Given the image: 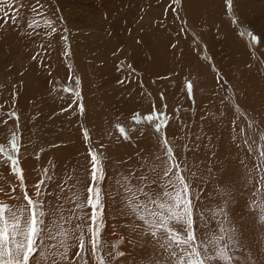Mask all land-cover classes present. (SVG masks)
Masks as SVG:
<instances>
[{
    "label": "rangeland",
    "instance_id": "rangeland-1",
    "mask_svg": "<svg viewBox=\"0 0 264 264\" xmlns=\"http://www.w3.org/2000/svg\"><path fill=\"white\" fill-rule=\"evenodd\" d=\"M202 1L212 9H207L204 18L196 17L195 13L196 24L191 23L187 14L191 12L188 4L194 0H179V3L3 0L0 3V146L10 150L15 133L29 196L37 199L35 185L48 169L52 179L44 185L49 193L45 210L53 213L62 206L65 216L75 208V203H65L70 188L82 192V199L87 200V185L91 183L89 150L103 154L104 178L97 180L95 186L100 190L102 205L99 254L107 264H133L135 249L140 251V257L149 253L155 264H165L166 254L156 247L150 235L146 234V242L142 222L131 214L122 187L125 177L130 178L128 183L139 187L138 178L147 172L145 163H154L155 157L161 155L159 141L165 133L177 160L187 165L191 192L194 198L199 197L194 201L196 208L208 219L209 229H217L210 211L224 204L219 190L227 187L232 193L227 206L231 225L239 228L238 233L243 232L238 234L242 245L249 241L244 242L241 256L247 259L250 255V264H264V225L258 223L255 212L250 210L256 184L255 180L252 184L247 182L241 164L244 160L252 167L257 161L246 146L237 147L242 145L241 127L256 141L254 149L264 144L259 140V131L253 133L247 127L251 120L258 130H264V0H232L230 8L227 0ZM244 11L247 19L242 22L240 14ZM11 16L17 17L15 22ZM233 17L236 23L232 22ZM48 20L52 21L51 27L45 24ZM203 21L207 28L199 30L197 27ZM52 27L57 31L49 36ZM249 32L257 37L255 42L247 35ZM162 38L166 45L165 54L160 56V69L156 66L152 70L154 75L149 70L148 75L142 74L146 63L133 60L132 48L142 49L145 40L153 42L154 47V41ZM176 51L183 54L178 55V60ZM77 77L79 87L75 83ZM100 79L104 83L95 90L93 86ZM186 82L192 84L190 91L185 87ZM87 90L91 92L88 94ZM76 91L80 92L79 98L74 95ZM123 91L130 94L133 102L128 104L130 98L124 96L125 110L117 105L114 109L118 111L104 110L107 120L103 125L95 115L93 100L98 93L104 92L111 98ZM81 104L83 114L79 112ZM154 109L157 120L161 113L167 120L162 132L157 133L153 125L146 123L134 125L133 114L143 116ZM10 113H15V118ZM117 125L123 126L128 139L121 135ZM233 136L237 137L235 141ZM185 145H189L188 150ZM114 146L123 157L122 166L108 153ZM209 167L212 175L208 174ZM192 172L197 173L195 178L191 177ZM62 184H65L64 192H61ZM53 185L55 191L51 190ZM22 195L10 166L0 162V202L26 203L12 199ZM67 207H70L68 212ZM84 211L91 214L90 209ZM51 216L45 218L46 224L53 220ZM196 221L197 233L203 238L206 229L200 227L198 216ZM131 226L134 233L131 238L141 237V247L137 243L124 245L122 232ZM90 239V235L86 236V241ZM87 247L91 248L90 243ZM77 250L78 247L70 249V260ZM115 251L124 255L113 260L109 253ZM88 261L95 264L90 252Z\"/></svg>",
    "mask_w": 264,
    "mask_h": 264
},
{
    "label": "snow or ice",
    "instance_id": "snow-or-ice-1",
    "mask_svg": "<svg viewBox=\"0 0 264 264\" xmlns=\"http://www.w3.org/2000/svg\"><path fill=\"white\" fill-rule=\"evenodd\" d=\"M173 2L179 3V0ZM0 3H3V0H0ZM231 4L232 0H227L229 8ZM11 19L15 22L17 17L11 16ZM232 22H237L234 17ZM45 24L51 27L52 21H45ZM56 31L57 29L52 27L48 35L52 36ZM247 35L253 42L257 40L252 33L249 32ZM33 59L35 60L36 57L34 56ZM75 83L79 87L78 77ZM185 87L190 91L192 84L186 82ZM74 95L79 98L80 92L76 91ZM161 96L163 97V94ZM79 112L81 114L84 112L82 104L79 106ZM9 115L15 118V113ZM132 120L134 125L141 123L153 125L157 133L162 132L167 125L162 113L157 120L155 109L153 113L143 116L135 113ZM154 121L156 122L153 124ZM116 127L125 139L129 138L123 126ZM247 127L253 133L259 131V140L264 141V130H258L251 120L248 121ZM135 130L136 128L133 127L132 131ZM239 135L242 145L237 144V147L246 146L248 153L257 161L252 167H248L244 160H241V164L245 167L247 182L252 184L255 180L256 184L255 191L252 192L254 199L250 201V210L255 212L258 223L264 225V144L254 149L253 145L256 141L243 127L240 128ZM84 136L86 140L89 139L86 130ZM199 139L200 137H196V140ZM236 139L237 137L233 136V140ZM159 144L162 149L161 155L155 157L156 162L145 163L143 167L147 168V172H142L138 178L139 187L128 183L129 177L124 178L122 187L126 194L127 206L131 214L142 222L143 232L154 239L162 253L167 254L165 264H168L169 260L171 264H250V255L247 259L241 256L245 249L238 236V229L231 225L228 216L227 206L231 202V190L227 187L219 190L224 198V204L210 211L211 218L216 221L217 229H209L208 219L196 208L194 201L199 197L194 198L191 192L192 185L186 176L189 171L187 165L177 160L166 133L161 136ZM10 145V150L0 146V154L3 155V161L0 162L10 166L11 173L16 176L23 193L22 197H12V199L26 203L10 205L0 202V264H33V261L35 264H89V252L95 264H107L105 258L99 254L101 247L99 237L102 232L99 221L102 216V205L100 190L95 186L97 180L104 178L103 154L93 149L89 150L91 183L87 185V200L82 199V192L72 191L70 188V195L65 203H75V208L71 210L70 215L65 216L62 206L53 213L45 210V199L49 193L44 190V185L52 179L48 175V169L44 170V176L35 185L37 199L29 196L17 155L20 146L15 133L12 134ZM184 148L188 150L189 145H185ZM208 174L212 175L211 167L208 169ZM196 176V172L191 173L192 178ZM65 184L60 186L61 192H64ZM12 190L15 191V187ZM85 209H90L91 214L88 215ZM50 214L54 217L58 214L59 218H54L46 224L45 218ZM197 216L201 221L200 227L206 229L203 238L197 233ZM74 220L77 221L75 224H73ZM88 235L91 239L86 241ZM89 243L90 249L87 247ZM72 247H78V250L75 257L70 260L69 252ZM113 247L115 249L116 246ZM109 255L115 260L124 253L115 251L114 254L109 253Z\"/></svg>",
    "mask_w": 264,
    "mask_h": 264
},
{
    "label": "bare ground",
    "instance_id": "bare-ground-1",
    "mask_svg": "<svg viewBox=\"0 0 264 264\" xmlns=\"http://www.w3.org/2000/svg\"><path fill=\"white\" fill-rule=\"evenodd\" d=\"M202 0H197V2L194 0V2L193 3H189L188 4V9L191 11V12H187V14H188V16H189V19H190V21H191V23L192 24H196V17H202V18H204L205 17V15L208 13V10L207 9H212L211 8V6L209 5L208 7H205L204 5H203V1L201 2ZM211 1H208V3H210ZM196 13V17L194 16V14ZM240 16H241V18H242V22H244V21H246V19H247V12H241V14H240ZM256 24H258V23H256ZM199 30H205L206 28H207V26H206V23H205V21H203L202 23H201V25H200V27H197ZM201 28V29H200ZM254 28V27H253ZM254 30H255V28H254ZM164 39L162 38V39H160L159 40V42H155L154 41V44L156 45H154V47H153V45H151V43H153V42H148V40L146 41H144V44H146V46L144 45V47L142 48V49H137L138 50V52H137V50H135V48L136 47H133L132 49L134 50L133 51V54H132V58H133V60H143L145 63H146V66H145V69H144V72H141L142 74H144V75H148L149 73L150 74H152V75H154L153 73H152V70L154 69V68H156V66H157V68H159L160 67V56L161 55H164L165 54V52H164V45H166L165 43H164V41H163ZM158 41V40H157ZM179 41V40H178ZM157 46H159V47H157ZM151 47V48H150ZM148 48V49H147ZM178 48H180V47H178ZM145 49H147V50H145ZM184 50H182L183 51V54L185 55V53H186V50H185V48H183ZM153 51V52H152ZM169 52V51H168ZM137 53H139V55H137ZM162 53V54H161ZM175 58L178 60V55H181L182 53L181 52H179V51H176L175 52ZM182 54V55H183ZM137 56V57H136ZM167 55H165V57H166ZM164 57V56H163ZM164 57V58H165ZM169 60H171L172 61V57L170 56V59ZM192 61V60H191ZM130 62H131V60H130ZM194 63V62H193ZM172 64H173V61H172ZM175 64H173L172 66H174ZM193 66V65H192ZM138 69V68H137ZM160 69V68H159ZM148 70H149V73H148ZM186 70H187V68H186ZM137 71V70H136ZM184 71H185V69H184ZM139 72V71H138ZM159 72H160V70H159ZM163 72V70L161 69V73ZM197 72H198V70H197ZM99 74V73H98ZM109 74V73H108ZM199 74V73H198ZM111 75V74H110ZM99 76V75H98ZM108 78V77H107ZM103 79V78H102ZM109 79V78H108ZM103 80H105V78L103 79ZM103 80H101L100 79V81H99V83H98V85L97 86H93L94 88H95V90L96 89H98V88H100L99 87V84H101V82L103 81ZM89 82V81H88ZM104 82H102V84H103ZM89 86V85H88ZM91 86V85H90ZM92 87V88H93ZM98 87V88H97ZM87 88H89V87H87ZM92 88H90V89H92ZM125 88V87H124ZM125 89H128V88H125ZM131 89V88H130ZM93 90V89H92ZM95 90H94V92H95ZM113 90V89H112ZM119 90V89H118ZM122 90V89H121ZM129 90V89H128ZM88 91V94L91 92L90 90H87ZM116 91V90H115ZM129 93V92H128ZM87 94V93H86ZM94 95H95V93H94ZM93 94L91 95V96H94ZM127 97V98H130V100H129V102H128V104H130V103H132L133 101H132V99H131V97H130V94H127V93H124V91L123 92H119L118 94H116V93H114L113 94V96L111 97V98H109L108 96H106L105 94H104V92L103 93H98V95H96V98L93 100V102H94V105H95V109L97 110V114H95L96 115V117H97V119H99V120H101L102 121V123H103V125H104V122L107 120V119H105L104 117L106 116L105 115V113L103 112L104 110H108V112L110 111L111 112V110H117V109H114V107L117 105V106H120L121 108H122V110H125L124 109V106H126L125 105V101H126V99H125V97ZM124 104V105H123ZM91 106V105H90ZM155 107V106H154ZM151 109V108H150ZM118 111V110H117ZM117 113V112H116ZM108 116V115H107ZM94 121V120H93ZM95 125H97L96 123H95ZM161 136V135H160ZM136 139V138H135ZM110 145V144H109ZM113 151H110V150H108V153L110 152L111 153V155H112V157H113V159L115 160V162H117V161H119V163H120V165L122 166L123 164H121V162H122V159H123V157H122V155L120 154V152H119V149L116 147V146H114L113 147ZM226 149V148H225ZM77 150V149H76ZM57 152H59V151H57ZM56 152V153H57ZM75 152V151H74ZM77 152V151H76ZM223 152H225V151H223ZM60 154V153H59ZM62 154V153H61ZM57 156H59L58 154H57ZM111 158V157H110ZM130 161V160H129ZM229 161V160H228ZM230 163H232V162H230ZM81 164V163H80ZM84 164V163H83ZM118 166H119V164H118ZM82 167V166H81ZM82 172V171H81ZM234 173V172H233ZM58 174V173H57ZM238 176V175H237ZM233 178V177H232ZM239 178V177H238ZM229 180V179H228ZM232 180V179H231ZM226 181V180H225ZM231 182V181H230ZM236 183V182H235ZM237 183H239V182H237ZM228 185V184H227ZM237 185V184H236ZM51 190H53V191H55V186L53 185V189H51ZM54 194V193H53ZM69 209H70V207H67V208H65V211L66 212H68L69 211ZM243 209V208H242ZM72 210V209H71ZM250 215H251V213H250ZM58 216L59 215H57L56 217H54L53 215L50 217V220L51 219H58ZM234 217H236V216H234ZM233 219V218H232ZM52 221V220H51ZM76 222V221H75ZM75 224V223H74ZM134 225V224H133ZM135 227V226H134ZM133 227V228H134ZM236 227V226H235ZM243 228V227H242ZM125 229V228H124ZM236 229H239V228H236ZM244 229V228H243ZM243 231H245V230H243ZM131 235H129L128 233ZM241 233H243L242 231H240ZM240 232L238 233V234H240ZM250 234V233H249ZM122 235H123V238H124V240H125V244L124 245H126V246H128V245H135V243H137V245L139 246V247H141L142 246V244H143V242H142V240H141V237H137V238H131L132 236H134V233H133V231H132V226H131V228H128L127 230H124V233L122 232ZM145 236H146V242L148 243V236L146 235V234H144ZM143 235V236H144ZM243 235V234H242ZM144 236V237H145ZM241 236V235H240ZM239 236V237H240ZM244 236L245 235H243L242 237L244 238ZM246 238V237H245ZM244 238V239H245ZM242 239V238H241ZM240 239V240H241ZM245 241H248V240H245ZM244 241V242H245ZM243 242V241H242ZM244 242H243V245H245L244 244ZM249 242V241H248ZM247 242V243H248ZM246 243V244H247ZM250 244V243H249ZM153 245V244H152ZM139 247H136V248H139ZM157 248H158V246H156ZM155 247V248H156ZM247 247H249L248 245H247ZM130 249H131V247H130ZM147 250V249H146ZM145 250V251H146ZM152 250V249H151ZM157 250V249H156ZM261 250V249H260ZM158 251H160L159 249L157 250V252ZM131 252V251H130ZM134 252H136V255H135V257H134V255L132 256V254H131V256H132V263L133 264H155L154 263V261H152V259H150L151 258V255L149 254V253H145L146 255H144L143 257H140L139 256V254H140V251L138 250V249H135V251ZM138 252H139V254H138ZM133 253V252H132ZM166 254V253H165ZM130 255V254H129ZM128 255V256H129ZM167 255V254H166ZM166 255L164 256V257H166ZM159 256V255H158ZM136 259H138V260H140V262H138ZM155 260L157 259V258H154ZM161 258L159 257V259H157V260H160ZM142 260V261H141ZM161 264V263H160ZM171 264V263H170Z\"/></svg>",
    "mask_w": 264,
    "mask_h": 264
}]
</instances>
